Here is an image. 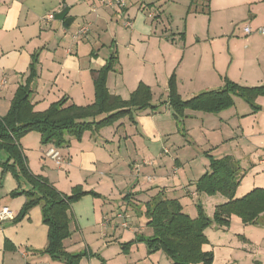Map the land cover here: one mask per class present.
<instances>
[{
	"label": "crops",
	"instance_id": "0c3cea01",
	"mask_svg": "<svg viewBox=\"0 0 264 264\" xmlns=\"http://www.w3.org/2000/svg\"><path fill=\"white\" fill-rule=\"evenodd\" d=\"M118 1H123L124 7L112 5ZM63 5L69 8L64 21L54 23L55 18L46 21V16L62 11ZM203 8H207L211 24L216 19L225 26L249 25L252 32L264 27V0H0V88L8 91L0 89V116L8 113L17 89L25 84L35 55L38 77L32 84L31 100L39 112L62 99L78 106L92 104L94 73L102 69L112 55L117 58L107 80L112 95L129 99L141 83L153 90L159 84V66L166 65L169 57L172 62L167 78L173 73L172 63H176L180 53L203 56L199 47L191 43L188 33ZM83 27H89L88 34L75 39ZM255 39L261 40L262 36L257 35L251 41ZM158 99L157 102L153 97V106L170 108L167 103L162 105L166 97ZM158 109L135 112L134 121L126 117L111 126L112 129L87 132L81 141L71 138L68 146L57 148L65 158L62 167L45 155L53 146H41L44 165L51 160L57 166V171L42 175L60 192L71 194L80 186L84 191L99 195H86L73 204L72 236L64 242L68 252L83 254L86 248L91 251L88 243L99 245L101 236L105 241L100 249L134 241L130 253L125 254L127 257L120 259L123 255L117 253L115 263L111 264H173L161 251L149 254L147 244L139 240L141 236H151L153 231L146 226L147 220L140 217L138 204H131L129 200L134 190L128 192L130 184L125 179L129 168L134 173L137 165H141V173L153 171L146 181L137 179L134 187L143 184L147 195L145 204L164 191L168 198L179 199L192 218L197 217V204H201L209 216L214 214L217 205L208 210L201 202L203 194L196 191L199 179H181L177 166L167 172L161 167L150 169L162 155L155 152L158 148L154 145L164 137L158 125ZM116 125L118 128L114 131ZM123 136L133 140L137 157L122 162L115 158V153L119 150L117 153L121 155ZM141 147L144 150H139ZM209 149L216 147L211 144ZM208 154L214 157L212 152ZM259 164L264 166V159ZM123 168L125 173L118 176L125 179L120 183L107 176ZM121 182L127 183V189ZM16 189V179L10 173L2 177L1 168L0 211H7V219L0 221V264H63L35 252L48 245L49 229L43 222L40 206L32 208L23 220L16 222L27 200L25 196L11 197ZM136 198L141 201L143 195L137 194ZM234 222L235 216L228 228L217 225L208 228V244L203 250L213 252V264H264V224L237 226L235 223L233 227ZM81 231L89 232L87 240L79 236ZM81 264L95 263L86 255Z\"/></svg>",
	"mask_w": 264,
	"mask_h": 264
},
{
	"label": "trees",
	"instance_id": "16d2710c",
	"mask_svg": "<svg viewBox=\"0 0 264 264\" xmlns=\"http://www.w3.org/2000/svg\"><path fill=\"white\" fill-rule=\"evenodd\" d=\"M116 60L112 55L107 64L94 73L95 100L92 104L78 106L67 104L68 101L62 99L39 112L31 100L32 84L38 77V58L35 55L25 84L17 89L8 113L0 116V154L6 157L5 161L0 162L2 177L10 173L18 183V189L10 194L11 197L25 196L27 199L15 220H23L32 208L40 206L43 222L49 229L48 245L42 251L35 252L63 264H81L86 256L70 253L64 245L72 236L73 204L86 195H99L84 191L80 186L75 187L71 194H65L46 177L32 173L21 139L36 131L41 135L42 145L63 148L69 145L71 138L81 141L85 133L99 132L126 117L134 121L135 112L158 109V106L152 105L151 88L144 83L129 99L109 92L108 75L114 71ZM261 95H264V86L251 88L229 82L222 89L206 91L186 101L178 94L173 75L169 81L168 99L162 105L167 103L179 119L185 117L187 109L222 113L234 106L235 96L254 107V100ZM208 158L210 171L196 182V191L208 196L221 194L227 202L217 205L212 217L201 204H197V217L192 218L179 199L168 198L164 191H160L145 204L146 226L152 229L153 234L139 237L147 244L149 254L161 251L173 264H213V252L203 250L208 244V228L213 225L228 228L233 216L241 218L244 225L264 224V187L254 188L243 197H236L244 176L239 161L233 156L216 159L208 154ZM133 242L123 245L125 251L130 249Z\"/></svg>",
	"mask_w": 264,
	"mask_h": 264
},
{
	"label": "rangeland",
	"instance_id": "374dc122",
	"mask_svg": "<svg viewBox=\"0 0 264 264\" xmlns=\"http://www.w3.org/2000/svg\"><path fill=\"white\" fill-rule=\"evenodd\" d=\"M65 6L63 5V7ZM200 6L201 4L198 8H201ZM203 9L204 11L199 12L200 15L195 21V25L191 23L188 31L191 43L199 47V52L203 56L180 53L176 63H172L171 70L173 73L168 75L169 79L166 72L170 71L171 58L167 59L166 65L162 63L159 66V84L154 86L153 90L151 89L157 102L158 98L162 96L168 99L169 81L173 75L177 92L186 101L206 91L222 89L229 82L251 88L264 86V35L259 32L260 28L253 30L251 34H246L244 29L249 25L225 26L217 22L216 19L211 24L207 8ZM56 14L57 12L54 13V16ZM56 22L59 21L55 20L54 23ZM221 34H225V36H221ZM257 35L262 36V39L251 41ZM231 38L232 41H230ZM199 39L202 40L201 43L198 42ZM0 89L7 91V88L2 87ZM234 99L236 104L223 113H206L187 109L185 117L179 119L174 116L171 107L158 109L156 111L158 125L164 137L159 144L156 142L154 145L158 148L155 152L162 153V155L160 154L159 159L154 163V167L151 166L150 169L161 167L167 172L172 171V166H177L181 179L197 180L210 171L208 152H212L216 159L233 156L239 161L244 176L236 192L238 198L243 197L254 188L264 187V166L259 164L260 160L264 159V95L258 96L254 100V107L240 97L235 96ZM108 128L112 129V127ZM116 128H118L117 125L113 128L114 131L117 130ZM136 140L141 141L139 137ZM211 144H214L216 149H209ZM118 145L119 142H117L115 148L118 149ZM21 146L32 173L42 175L44 172L57 171V166L51 160L48 161L47 166L44 165L45 158L41 153L42 138L38 132L34 131L26 134L21 139ZM164 147H166L167 153L164 152ZM139 150H144V148L141 147ZM117 152L115 158L118 157V160L122 162L129 157L134 156L133 159L137 157L134 153L133 140L124 136L121 144V155ZM5 160V154L1 153L0 162ZM207 163L209 166L206 171L205 165ZM129 169L127 179L118 176L125 173L124 168L115 169L111 176H107L118 180L119 183L121 179L128 181L130 184L128 192L134 190V194H130L132 197L129 200L131 204H138V211L142 212L140 217H144L146 221L144 215L146 190L142 188L143 184L136 189L134 187L138 182L137 179H139V182L146 181L147 176L152 175L153 171L141 173V165H137V171L134 173H132L131 168ZM122 186L127 189V183L122 184ZM144 187L146 188V186ZM142 189L144 190L143 193L141 192ZM137 194L143 195L141 201L136 198ZM202 197L201 202L206 205L208 210L227 202V199L221 194L215 196L203 194ZM235 223L237 226L243 224L238 216H235L233 227H236ZM249 232L250 230L247 231V234ZM88 233L81 231L79 236L84 240ZM99 237L101 240L99 245L88 243L91 251L88 248L83 249V254L92 258L95 264L115 263L113 260L116 258L117 253L123 255L120 259H125L126 255L130 253L131 247L128 251H125L123 246L127 243L126 241L116 248L104 247L100 249L104 245L105 239Z\"/></svg>",
	"mask_w": 264,
	"mask_h": 264
},
{
	"label": "built area",
	"instance_id": "2783aa9c",
	"mask_svg": "<svg viewBox=\"0 0 264 264\" xmlns=\"http://www.w3.org/2000/svg\"><path fill=\"white\" fill-rule=\"evenodd\" d=\"M115 6H118L120 8L124 7V2L123 1H118L115 4H112ZM55 16L53 14L46 16V21H52L54 20ZM127 26H130V23H127ZM245 33L246 34H251L252 33V29L247 26L245 27ZM89 32V27H83L79 30V32L75 35V39L85 36L87 35ZM259 32L262 33L264 35V27H261L259 29ZM165 153H167V149L164 150ZM46 157L50 158L51 160L54 161V163L58 166V167H62L65 163V158L63 156V154L61 153V151L59 149H57L56 147H51L50 149H48L45 152ZM5 219H7V211L6 210H2L0 211V221H4ZM126 226V225H125Z\"/></svg>",
	"mask_w": 264,
	"mask_h": 264
},
{
	"label": "water",
	"instance_id": "95a60500",
	"mask_svg": "<svg viewBox=\"0 0 264 264\" xmlns=\"http://www.w3.org/2000/svg\"><path fill=\"white\" fill-rule=\"evenodd\" d=\"M68 13H69V8L65 7L62 11H60L59 13L55 15V20L64 21Z\"/></svg>",
	"mask_w": 264,
	"mask_h": 264
}]
</instances>
